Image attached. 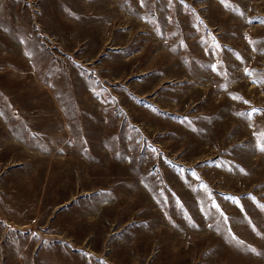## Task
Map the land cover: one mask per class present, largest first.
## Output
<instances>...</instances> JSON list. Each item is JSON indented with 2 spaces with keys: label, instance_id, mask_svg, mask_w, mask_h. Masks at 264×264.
<instances>
[{
  "label": "rangeland",
  "instance_id": "1",
  "mask_svg": "<svg viewBox=\"0 0 264 264\" xmlns=\"http://www.w3.org/2000/svg\"><path fill=\"white\" fill-rule=\"evenodd\" d=\"M0 264H264V0H0Z\"/></svg>",
  "mask_w": 264,
  "mask_h": 264
}]
</instances>
